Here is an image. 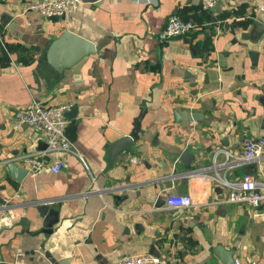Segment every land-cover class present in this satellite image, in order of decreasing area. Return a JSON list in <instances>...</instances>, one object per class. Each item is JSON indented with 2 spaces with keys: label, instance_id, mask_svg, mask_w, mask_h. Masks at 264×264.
<instances>
[{
  "label": "crops",
  "instance_id": "0c3cea01",
  "mask_svg": "<svg viewBox=\"0 0 264 264\" xmlns=\"http://www.w3.org/2000/svg\"><path fill=\"white\" fill-rule=\"evenodd\" d=\"M30 2L0 0V204L15 216L0 220V264H118L146 252L169 264H224L219 247L239 264H264L258 209L230 202L228 186L212 177L217 169L230 181L246 172L264 181V151L223 167L225 150L243 151L244 134L264 136L261 0L210 8L202 0H82L54 18ZM173 12L196 26L162 41ZM65 29L96 46L78 73L47 58ZM34 101L76 107L67 116L73 148L45 154L62 158L60 171H29L20 182L8 163L47 148L31 125H12L13 112ZM128 134L133 146L111 163V143ZM172 192L190 194L192 205L168 208ZM57 205V221L43 230Z\"/></svg>",
  "mask_w": 264,
  "mask_h": 264
},
{
  "label": "built area",
  "instance_id": "2783aa9c",
  "mask_svg": "<svg viewBox=\"0 0 264 264\" xmlns=\"http://www.w3.org/2000/svg\"><path fill=\"white\" fill-rule=\"evenodd\" d=\"M205 7L210 8L218 0H202ZM82 0H31L29 8L39 12L47 18L59 17L76 9ZM264 10V0L258 5ZM191 20L184 19L180 14L173 12L169 15L165 27L159 32L162 41L175 36H181L195 27ZM71 105L60 103L57 105H44L38 101L32 102L28 106L16 109L12 114V125L17 128L23 124L34 127L42 135L47 143V148L39 153H28L22 155L19 160L21 166L29 171H38L48 167L54 172H58L63 167L62 158H55L52 162L45 159V154L52 152L69 151L73 148V143L67 135L68 119L66 111ZM264 151V136L254 137L249 134L243 136V151L240 155L233 152H226V160L223 162L225 169L233 168L238 162L248 163L260 157ZM214 155L213 165L217 164V155ZM214 180L224 186H228V200L230 202L247 203L258 209V215L264 221V181L258 180L251 172H246L240 179L230 181L225 175L220 174L217 169L212 174ZM15 196H19L16 193ZM193 199L187 193H169L166 197V206L173 209H182L192 205ZM0 220L3 222L15 221V216L10 209V204L4 202L0 204ZM170 257L166 255H156L150 252L132 253L123 255L118 264H169ZM239 264V261L236 260Z\"/></svg>",
  "mask_w": 264,
  "mask_h": 264
},
{
  "label": "water",
  "instance_id": "95a60500",
  "mask_svg": "<svg viewBox=\"0 0 264 264\" xmlns=\"http://www.w3.org/2000/svg\"><path fill=\"white\" fill-rule=\"evenodd\" d=\"M95 52L96 46L91 40L71 31L70 29H65L63 33L50 44L47 50V58L59 71H62L66 67H70L75 73H78L89 55ZM258 55L259 53L257 51H250V56L254 64L258 61ZM75 111L76 107H72L70 110H67L65 114L68 116L71 115V112ZM133 144L134 138L131 134L124 135L120 139L111 143L109 147L110 162L113 163L123 151L131 148ZM180 158L186 162L187 165H191L192 156L188 150L183 151ZM8 167L12 175L20 182L29 173L28 168L20 166L14 161L9 162ZM58 212L59 205L48 211L44 217L43 230L52 229V225L58 219ZM216 253L224 264H236L233 250L226 251L223 247H219L216 249Z\"/></svg>",
  "mask_w": 264,
  "mask_h": 264
}]
</instances>
